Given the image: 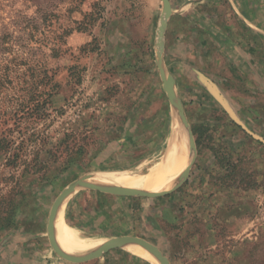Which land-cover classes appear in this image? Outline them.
Listing matches in <instances>:
<instances>
[{"label": "rangeland", "instance_id": "374dc122", "mask_svg": "<svg viewBox=\"0 0 264 264\" xmlns=\"http://www.w3.org/2000/svg\"><path fill=\"white\" fill-rule=\"evenodd\" d=\"M214 8L174 9L161 48L162 0H0V264H159L56 241L49 217L84 175L137 185L125 178L161 162L175 118L186 131L160 66L195 140L187 178L158 195L84 183L66 224L91 240L60 232L83 245L135 238L171 264H264V25L213 26ZM218 29L242 52L225 53Z\"/></svg>", "mask_w": 264, "mask_h": 264}, {"label": "bare ground", "instance_id": "6f19581e", "mask_svg": "<svg viewBox=\"0 0 264 264\" xmlns=\"http://www.w3.org/2000/svg\"><path fill=\"white\" fill-rule=\"evenodd\" d=\"M163 19H166L164 12H163ZM160 53H161V50H159V60H160V64H162V56L160 55ZM160 68L164 72H166L164 67L162 68L160 66ZM167 74L169 75V73H167ZM170 82L173 86L171 78H170ZM178 102H179V99H178ZM175 104H176V107L178 108V111H179V104L178 103H175ZM173 128H174V132L176 134L175 140L173 142H169L164 158L161 160V162L154 165L150 169L148 174L141 176L140 178H136V177L125 178V176L120 174L125 179L129 180L130 182L135 183V184L137 183L138 186L131 184V183H128L124 180L113 181V180H108V179H104V178H96L99 176H103L99 173L89 174L88 181L89 182L95 181V182H101V183L116 184V185L125 186V187L147 189V190H152V191H160V190L170 188L172 185L175 184V182L177 181L176 179L178 178V180H179V178L183 175L185 168L189 164L188 159L191 158V156H192L191 152L189 151L190 149H189L188 143H187V148H186V138L189 141L187 129L185 128L186 131L184 132L183 127L180 124V122L177 120V118H175V120H174V127ZM181 172H182V174H181ZM174 180H176L174 183H172L171 185H168L171 182H173ZM73 192H71V193H73ZM69 195H67L60 202L59 207H58L57 217H56L57 236L69 245L78 246V247H82V248H97L99 246L104 245L105 244L104 242L107 240L106 236H102L101 238L94 239L95 241H97L96 243L89 244V245H83L82 243L76 242L72 239L65 237L61 233V232H63L64 234L69 235V236H73V237H81V238L89 239L88 237H86L82 233L81 230L75 229V228L68 226L66 224V203H64V201L68 198ZM89 240H91V239H89ZM127 246H128V248L139 251L143 255H145V256L153 259L157 263L161 264L151 254H149L144 248L137 246V245H134V244H129Z\"/></svg>", "mask_w": 264, "mask_h": 264}, {"label": "water", "instance_id": "95a60500", "mask_svg": "<svg viewBox=\"0 0 264 264\" xmlns=\"http://www.w3.org/2000/svg\"><path fill=\"white\" fill-rule=\"evenodd\" d=\"M162 1H163V5H164L163 12L165 13L166 19H163V16H162V21H161L162 24L160 25L161 38H160V43H159L161 48H163V45H164L162 37L164 38L165 29H166V25H167V19L170 18V16L172 15V11H173L171 0H162ZM162 78H163L164 87L167 91V94L169 96L171 103L172 104H175V103L179 104V113H180L183 125L187 129L188 136H189V143H190V149L192 152V159L189 162L188 166L185 168L183 175L170 188L160 190V191H152V190L140 189V188H131V187H125V186H120V185H116V184L101 183V182H95V181L89 182L88 181L89 174L80 177L78 180H76L75 182L70 184L67 188H65L59 194V196L56 198V200L53 203L51 213H50V217H49V228H50V231H51V233H52V235L56 241H57L56 217H57V211H58L59 204L67 195H69L71 192L77 190L84 183H87L90 185L102 186V187H105V188H108V189H111L114 191L122 192V193L158 195V194H167V193L174 191L175 189L180 187L183 184V182L185 181V179L187 178L189 171L191 169V166L193 164V161L195 159V154H196L195 140L193 137L192 130L190 128V124H189L187 115L185 113L184 106L181 103L180 98L178 97L174 87L172 86V84L170 82L171 76L162 70ZM178 99H179V102H178ZM129 244H134V245H137V246L144 248L149 254H151L161 264H171L168 259H166L162 254H160L154 248L148 246L146 243L142 242L141 240H138L135 238H130V237H117V238L111 239L110 241L106 242L104 245L99 246L95 249H92L87 253L98 254V253H101L103 251L109 250V249L114 248V247L127 246Z\"/></svg>", "mask_w": 264, "mask_h": 264}, {"label": "crops", "instance_id": "0c3cea01", "mask_svg": "<svg viewBox=\"0 0 264 264\" xmlns=\"http://www.w3.org/2000/svg\"><path fill=\"white\" fill-rule=\"evenodd\" d=\"M171 3L173 10H179L180 15H183L188 19L193 18L199 5L203 4L204 6L207 4L211 7L215 6L213 10V17L216 19V22L213 21L212 25L216 27L218 26L219 28H221V25L222 28L227 27L230 18L233 20V28L238 26L241 28V31H246L247 34L250 33L251 27L259 28L264 25V22H262V20L255 19L252 13L256 10H258V12L261 10L263 11L264 4H252L250 3V0H171ZM224 11L226 12V16L223 17L222 14ZM215 12L217 14L216 17ZM192 35L193 33H190L189 31L182 34V36H184V40L187 42L189 37ZM217 36L219 37V42H223L222 45L227 47L225 53L242 52V37H239V39L236 40L235 38L231 39L229 37V33H227L224 29H218ZM220 52H222V50Z\"/></svg>", "mask_w": 264, "mask_h": 264}, {"label": "trees", "instance_id": "16d2710c", "mask_svg": "<svg viewBox=\"0 0 264 264\" xmlns=\"http://www.w3.org/2000/svg\"><path fill=\"white\" fill-rule=\"evenodd\" d=\"M2 80H4V79H3V77H2V76H0V82H2ZM100 207H101V206H100Z\"/></svg>", "mask_w": 264, "mask_h": 264}]
</instances>
